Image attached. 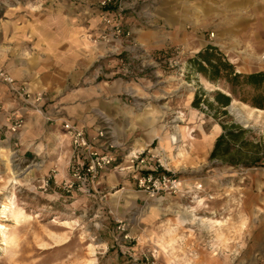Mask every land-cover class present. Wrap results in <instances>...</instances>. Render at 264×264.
Wrapping results in <instances>:
<instances>
[{
    "label": "rangeland",
    "instance_id": "1",
    "mask_svg": "<svg viewBox=\"0 0 264 264\" xmlns=\"http://www.w3.org/2000/svg\"><path fill=\"white\" fill-rule=\"evenodd\" d=\"M101 1H87L100 21L83 35L88 52L78 77L69 76L77 64L29 63L33 76L17 79L47 92L44 109L52 116L75 119L65 113L64 107H71L95 118L88 132L94 136L104 128L120 162L132 150L154 152V161L163 164L158 173L176 177L181 188L150 195L139 188L137 173L113 169L92 195L65 192L58 183L68 173L70 141L60 121L22 109L0 83V205H10L5 215L0 206V223L7 235H16L7 243L0 232V264H85L93 257L91 245L95 264H264V109L239 100L228 108L235 122L251 130L248 139L259 144L262 159L256 165L211 160L223 129L192 102L200 89L213 99L215 91L229 88L189 65L191 57L213 44L238 69L264 70V0H183L179 14L144 0H122L108 9ZM106 10L122 23L121 36L106 26ZM5 19L0 0V44L8 41L6 26L1 27ZM43 65L49 67L46 75ZM14 114L24 120L17 131L10 126ZM22 131L30 148L50 150L49 172L29 166L36 155L31 149L23 152ZM58 135L56 146L51 138ZM172 135L178 136L176 142L169 141ZM6 147L9 156L2 153ZM13 169L20 174L17 183ZM8 195L42 217L19 223ZM57 217L79 224L65 227L54 222ZM51 234L66 235L68 241L41 248L55 243Z\"/></svg>",
    "mask_w": 264,
    "mask_h": 264
},
{
    "label": "crops",
    "instance_id": "2",
    "mask_svg": "<svg viewBox=\"0 0 264 264\" xmlns=\"http://www.w3.org/2000/svg\"><path fill=\"white\" fill-rule=\"evenodd\" d=\"M5 4V24L7 31V43L0 44V62L8 68L18 79H29L33 76L32 70L26 69V64L41 63H73L77 66L71 68L70 77H78L80 73V63L87 56L88 41L83 38L87 30H91L92 25H96L98 15L95 14L96 8L88 4V0H2ZM148 6L153 8L168 9L173 7L176 13H183V0H174L176 4L169 5L166 0H144ZM157 3H156V2ZM181 1V6L178 2ZM151 7H148L151 9ZM167 13L173 11L166 10ZM99 18L100 15H99ZM17 64H21L20 66ZM25 65V66H24ZM24 66V67H22ZM48 65H43L41 74L48 73ZM243 72L256 70L238 69ZM48 76V75H47ZM5 86V85H4ZM7 89V86H5ZM8 91V89H7ZM9 93V92H8ZM65 113L75 121L87 128L96 119L93 117L85 118L79 109L72 110L71 107H64ZM66 115V116H67ZM0 117V124L2 123ZM4 121V120H3ZM54 126L48 125V128ZM88 131L91 130L88 129ZM61 135L53 136L51 139L58 145ZM68 137V136H67ZM69 139V137H68ZM2 143V140H0ZM70 141V139H69ZM19 142L23 152L31 149L35 156L29 166H39L34 170L49 172L51 167V152H42L41 147L30 148L31 141L22 131L19 135ZM0 143V144H1ZM119 144L121 141L118 142ZM141 149L145 148L142 142ZM54 149H57L54 148ZM117 152H119L117 148ZM72 154L71 142L67 152L70 160ZM50 156V157H49ZM37 161V163H36ZM66 160L63 162V164ZM42 168H40V166ZM67 168V167H66ZM67 171V169H66ZM68 172V171H67ZM59 174H56V177Z\"/></svg>",
    "mask_w": 264,
    "mask_h": 264
},
{
    "label": "built area",
    "instance_id": "3",
    "mask_svg": "<svg viewBox=\"0 0 264 264\" xmlns=\"http://www.w3.org/2000/svg\"><path fill=\"white\" fill-rule=\"evenodd\" d=\"M118 3H122V0H102L101 7L108 9L109 6ZM105 12L106 26L112 29L113 36H121L124 33L122 23L118 21L115 13L108 10ZM0 83L7 86L13 103L23 104L22 109H30L47 121H60L72 146L68 173L58 183L65 192L92 195L98 191L104 176L113 169L137 173L139 188L150 195L176 192L181 188L182 182L176 177L173 178L165 172L158 173L160 165L163 164L154 161V152L146 149L132 150L125 154L120 162L116 146L108 142L107 131L104 128H98L95 135L91 136L81 123L67 117L56 118L49 111L46 112L44 105L48 101L47 92L19 81L1 62ZM3 109L4 107L0 105V113ZM11 119L8 118L10 121ZM23 121L22 116L14 114V120L10 123L11 129L17 131L23 126Z\"/></svg>",
    "mask_w": 264,
    "mask_h": 264
},
{
    "label": "trees",
    "instance_id": "4",
    "mask_svg": "<svg viewBox=\"0 0 264 264\" xmlns=\"http://www.w3.org/2000/svg\"><path fill=\"white\" fill-rule=\"evenodd\" d=\"M192 70L202 74L214 84L228 86L229 92L217 90L213 99L204 90H198L192 105L208 116H213L222 126V133L215 142L210 159H220L229 164L256 165L259 144L248 139L250 129L235 122L228 108L239 100L257 109H264V70L239 71L237 66L216 45L209 44L189 59Z\"/></svg>",
    "mask_w": 264,
    "mask_h": 264
},
{
    "label": "bare ground",
    "instance_id": "5",
    "mask_svg": "<svg viewBox=\"0 0 264 264\" xmlns=\"http://www.w3.org/2000/svg\"><path fill=\"white\" fill-rule=\"evenodd\" d=\"M257 109V108H256ZM258 110H262V109H258ZM214 139V136L210 137L208 139V142L210 143L211 140ZM178 140V136L177 135H172L169 136V141L171 143L176 142ZM9 152H11V149H9V147L3 148L2 149V153L7 155ZM9 156V155H7ZM9 158V157H8ZM13 173V178L12 181L14 182H18V177L20 176L19 171H16L15 169L12 170ZM7 199L10 200L12 202V205L14 206V209L12 210V214L14 216V218L19 222V223H26L27 221L31 220V219H36V218H41L42 215L40 213H29L24 207L22 206H18L16 205L15 200L13 199V196L8 195ZM2 209H1V214L5 215L10 211V205L6 202H2L1 205ZM192 219H195V217H193ZM54 222L61 224L62 226L65 227H71L73 225L79 224V221L77 219H60V217H57ZM6 226L3 225L2 223H0V232L5 236L6 242L7 243H12L15 241L16 239V235L12 234V235H7V233L5 232ZM52 238L54 239V244L52 245H47V244H43V246L41 248L43 249H47L53 246H57L60 244H63L65 242L68 241V236L66 235H54L51 234ZM91 254L93 255L92 258L88 259V262H86L85 264H95L97 261L96 256V247L95 245H91ZM12 258V257H11ZM14 259V258H12Z\"/></svg>",
    "mask_w": 264,
    "mask_h": 264
}]
</instances>
